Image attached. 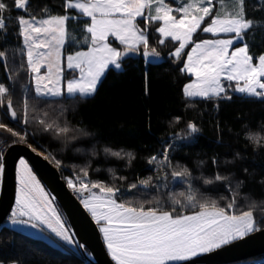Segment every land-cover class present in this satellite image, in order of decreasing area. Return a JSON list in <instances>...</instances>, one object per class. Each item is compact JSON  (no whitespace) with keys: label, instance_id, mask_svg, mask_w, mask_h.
<instances>
[{"label":"snow or ice","instance_id":"obj_1","mask_svg":"<svg viewBox=\"0 0 264 264\" xmlns=\"http://www.w3.org/2000/svg\"><path fill=\"white\" fill-rule=\"evenodd\" d=\"M59 7L56 11L47 0H12L11 4L0 0V64L7 68L11 60L26 72L31 86L25 89L22 117L18 118L12 89L0 82V107L17 124L28 126L31 117L42 132L54 134L65 144L92 136L61 119L67 112L63 105L93 98L106 73H122L125 62L134 57L145 64L167 60L177 65L176 70L190 78L182 86L189 108L199 100L211 102L218 111L221 101H231L237 94L264 102V53L254 58L247 42L257 28H264V0L255 5L248 0H63ZM10 19L16 23L15 46L7 40ZM166 42L173 47L165 58L158 46ZM180 122L181 117L174 116L169 127ZM148 127L150 131V122ZM216 127L217 143H223L218 121ZM0 130L8 134L0 146L2 186L8 149L23 144L37 155L46 150L39 141L36 146L30 142V135L35 140L36 133L29 134L26 127L18 131L0 121ZM201 131L196 122L188 120L161 138L159 149L146 157L152 174L128 184L127 191L114 182L92 180L90 162L72 165L74 175L64 177L114 264H197V258L264 229V217L256 218L252 210L256 205L248 203L249 193H242L251 176L248 169L242 170L243 176L221 172L217 156L211 158L216 169L211 174L203 171L205 161L196 160L198 175L187 164L174 163L175 153L194 145ZM245 139L254 151L264 150V135L249 130ZM87 147L78 146L76 151ZM103 151L105 156L127 160L129 166L135 159L133 152L124 149L113 151L106 146ZM85 155H98L95 142ZM43 158L53 160L57 167L62 164L51 153ZM239 159L241 154L236 152L223 163L234 164ZM108 171L114 179H127L116 177L111 167ZM15 180L14 204L6 213L10 223L47 231L77 254L89 255L28 160L18 159ZM260 183L264 185V180ZM241 196L247 208L239 203Z\"/></svg>","mask_w":264,"mask_h":264},{"label":"trees","instance_id":"obj_2","mask_svg":"<svg viewBox=\"0 0 264 264\" xmlns=\"http://www.w3.org/2000/svg\"><path fill=\"white\" fill-rule=\"evenodd\" d=\"M11 2L12 0H8L9 4ZM47 2L59 11L63 0ZM248 3L255 5L258 0H248ZM15 15L16 10L13 9L12 16ZM7 23L8 44L15 46L16 37L13 33L16 31V23L11 19ZM247 42L254 58L264 53V28H257L247 38ZM0 43H3L2 38ZM172 47V44L166 42L165 46H158V50L161 51L162 57L166 58L168 50ZM176 68L177 65L167 60L145 64L139 57H134L125 62L122 73L117 74L111 70L106 73L93 98L66 101L63 106L67 112L61 119H67L71 125L93 134L74 142L65 144L54 134L42 132L38 125L31 122V117L28 126L17 124L10 119V114H6L5 108L0 112V120L18 131L23 130L20 128L23 126L29 134L35 132V140L30 135V142L36 146L35 141H39L46 153H51L62 161L58 168L64 181V177L74 175L72 165L80 167L82 164L78 162H90L89 177L92 180L114 182L121 186L122 191H127L128 184L135 182L137 178L143 179L152 174V166L147 164L146 157L159 149L161 138L178 131L184 126L185 121L192 120L202 131L194 145L175 153L174 163L179 161L195 169L196 160L205 161L203 171L205 174H211L216 170L211 158L217 156L221 172L234 171L237 175L243 176L242 170L248 169L251 176L247 178V186L242 193H249L248 203L256 205L252 210L256 218L261 219L264 217V199H261L264 198V185L260 183L264 180V150L254 151L252 145L245 139V134L252 130L264 135L262 131L264 102L255 98L242 99L237 94L231 101H221L218 111L211 102L199 100L194 102V108H189L182 94V86L189 82L190 78L179 73ZM0 82L12 89L13 106L18 118H21L25 89L31 87L26 72L9 60L7 68L0 64ZM27 94L31 95L30 92ZM48 111L50 115H54L51 108ZM174 116H180L181 122L175 128H170L169 123ZM217 121L223 143H217ZM7 138L8 134L0 130V146H3ZM94 142L98 155L86 156L85 152L90 153ZM78 146L88 147L77 152ZM106 146L113 151L120 149L131 151L135 154V159L129 166L127 160L105 156L103 149ZM236 152L241 154L242 159L236 160L234 164L225 165L223 161L232 160ZM97 167L100 168L99 172L95 170ZM109 167L113 169L116 177L125 176L127 179L124 181L114 179L112 173L108 171ZM199 171L195 169L194 175H198ZM151 194L156 195L155 192ZM238 201L247 208L243 196L238 197ZM48 237L49 241L38 239L14 226H4L0 229V261L5 264L12 260H18L20 264H87L88 259L85 256L77 254L76 250L70 249L54 236ZM87 257L90 258V254ZM236 264H264V256Z\"/></svg>","mask_w":264,"mask_h":264},{"label":"water","instance_id":"obj_3","mask_svg":"<svg viewBox=\"0 0 264 264\" xmlns=\"http://www.w3.org/2000/svg\"><path fill=\"white\" fill-rule=\"evenodd\" d=\"M6 174L3 185L0 186V229L4 226L8 210L14 204L15 196V166L19 158H24L33 166V170L41 179L46 189L55 197L65 219L72 226L77 235L85 243L90 258L85 256L91 264H114L107 254L102 238L98 233L90 215L83 209L79 200L67 188L59 169L51 160H45L43 155H37L23 144L14 149H8ZM264 256V229L250 235L243 241L218 250L212 254L197 258V264H236L250 259Z\"/></svg>","mask_w":264,"mask_h":264},{"label":"rangeland","instance_id":"obj_4","mask_svg":"<svg viewBox=\"0 0 264 264\" xmlns=\"http://www.w3.org/2000/svg\"><path fill=\"white\" fill-rule=\"evenodd\" d=\"M3 109V107H0V112H1V110ZM3 111V110H2ZM6 118V117H5ZM1 121V120H0ZM20 128L21 129H24V127L23 126H20ZM35 146V145H34ZM39 150V149H38ZM44 154H49V153H46V152H44ZM52 161V163H54L55 164V162L53 161V160H51ZM56 165V164H55ZM56 167H57V165H56ZM58 168V167H57ZM59 169V168H58ZM8 223L13 227L14 226V228H16V229H18V230H20V231H22V232H24L25 234H27V235H29V236H31V237H34V238H38V239H43V240H47V241H49L50 239H49V237H48V235H52V234H50V233H48L47 231H45V232H41L39 229H32V228H30V227H26V226H21V225H12L11 223H10V221H8ZM53 236V235H52ZM56 239H58V238H56ZM60 242H62V241H60ZM63 243V242H62Z\"/></svg>","mask_w":264,"mask_h":264},{"label":"built area","instance_id":"obj_5","mask_svg":"<svg viewBox=\"0 0 264 264\" xmlns=\"http://www.w3.org/2000/svg\"><path fill=\"white\" fill-rule=\"evenodd\" d=\"M74 194V193H73ZM74 196H75V194H74ZM76 197V196H75Z\"/></svg>","mask_w":264,"mask_h":264},{"label":"crops","instance_id":"obj_6","mask_svg":"<svg viewBox=\"0 0 264 264\" xmlns=\"http://www.w3.org/2000/svg\"><path fill=\"white\" fill-rule=\"evenodd\" d=\"M43 71V70H42Z\"/></svg>","mask_w":264,"mask_h":264}]
</instances>
